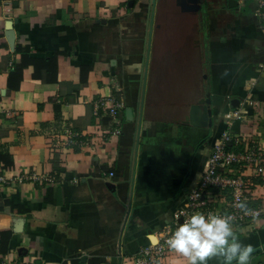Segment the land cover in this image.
Masks as SVG:
<instances>
[{
  "label": "crops",
  "instance_id": "0c3cea01",
  "mask_svg": "<svg viewBox=\"0 0 264 264\" xmlns=\"http://www.w3.org/2000/svg\"><path fill=\"white\" fill-rule=\"evenodd\" d=\"M229 3L0 0V151L14 160L0 165V255L134 264L187 204L226 130L264 153V25L253 4ZM116 88L119 135L95 110ZM206 94L212 128L191 126ZM67 129L85 143L68 144ZM232 228L263 248L264 219ZM163 262L188 264L170 248ZM249 264H264V250Z\"/></svg>",
  "mask_w": 264,
  "mask_h": 264
},
{
  "label": "built area",
  "instance_id": "2783aa9c",
  "mask_svg": "<svg viewBox=\"0 0 264 264\" xmlns=\"http://www.w3.org/2000/svg\"><path fill=\"white\" fill-rule=\"evenodd\" d=\"M251 3L255 15L264 25V0H237ZM115 89L108 98L95 104L96 114L107 117L112 132L119 135L120 113L123 103L119 101ZM240 119L239 112L226 115L229 126ZM70 145L85 143L81 132L67 129ZM251 172L252 175H248ZM246 205V210L237 207ZM195 213H213L231 216L232 225L256 223L264 219V153L250 139L226 130L216 140L206 163V168L196 187L187 192V204L175 213L173 220L155 235V241L142 248L134 259V264H164L169 246L167 240L174 230ZM0 264H43L34 258L8 260L0 255Z\"/></svg>",
  "mask_w": 264,
  "mask_h": 264
},
{
  "label": "clouds",
  "instance_id": "9594fccd",
  "mask_svg": "<svg viewBox=\"0 0 264 264\" xmlns=\"http://www.w3.org/2000/svg\"><path fill=\"white\" fill-rule=\"evenodd\" d=\"M237 207L246 210L244 203ZM231 221V216L195 213L174 230L167 244L188 264H207L212 257L223 258V264H249L253 249L234 235Z\"/></svg>",
  "mask_w": 264,
  "mask_h": 264
},
{
  "label": "water",
  "instance_id": "95a60500",
  "mask_svg": "<svg viewBox=\"0 0 264 264\" xmlns=\"http://www.w3.org/2000/svg\"><path fill=\"white\" fill-rule=\"evenodd\" d=\"M180 6L187 7V10L191 9V5L200 2L201 0H176ZM192 3L191 5L186 4ZM237 6L236 0H230V6ZM195 7V5H194ZM186 10V9H185ZM186 123L191 126L202 127V128H212L213 120H212V109H211V95L207 94L205 98H201L197 104L191 105L189 114L186 116ZM264 250L263 248H259L258 250H254L251 255L256 254L260 251ZM250 255V256H251ZM235 263V261H233Z\"/></svg>",
  "mask_w": 264,
  "mask_h": 264
},
{
  "label": "trees",
  "instance_id": "16d2710c",
  "mask_svg": "<svg viewBox=\"0 0 264 264\" xmlns=\"http://www.w3.org/2000/svg\"><path fill=\"white\" fill-rule=\"evenodd\" d=\"M20 50V47H19ZM28 50H25V57L27 56ZM27 63L24 64V66H26ZM4 165V169H10L14 166V160H13V155L12 152L9 150L7 152H2L0 151V165ZM16 206H12V208H14ZM19 211H21V209H18Z\"/></svg>",
  "mask_w": 264,
  "mask_h": 264
},
{
  "label": "flooded vegetation",
  "instance_id": "af4514ba",
  "mask_svg": "<svg viewBox=\"0 0 264 264\" xmlns=\"http://www.w3.org/2000/svg\"><path fill=\"white\" fill-rule=\"evenodd\" d=\"M179 8H180V9H186V10H187V7H185V6H184V7H183V6H180ZM190 10H191V11H192V10H194V11H195V10H197V8H196V7H194V6L192 5V7H191V9H190ZM206 95H207V94H206ZM206 95H205L203 98H205V97H206Z\"/></svg>",
  "mask_w": 264,
  "mask_h": 264
}]
</instances>
